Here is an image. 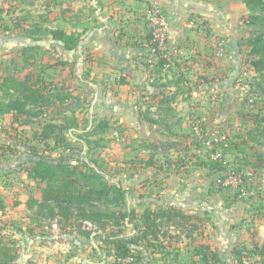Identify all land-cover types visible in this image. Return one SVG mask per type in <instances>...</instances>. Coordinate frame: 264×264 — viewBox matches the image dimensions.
I'll use <instances>...</instances> for the list:
<instances>
[{"label": "rangeland", "instance_id": "1", "mask_svg": "<svg viewBox=\"0 0 264 264\" xmlns=\"http://www.w3.org/2000/svg\"><path fill=\"white\" fill-rule=\"evenodd\" d=\"M92 1L0 0V63L14 58L7 72L15 61L21 66L27 56L35 57V75L44 80L40 94L48 99L26 106L30 113H37L35 117L24 114L19 116L22 120H12L11 115L0 116V145L8 148L0 149L4 237L16 241L17 251L33 241L34 251L40 247L66 253L84 251L98 264H144V253H148L144 241L137 253L124 258L116 257L113 245L103 241L111 231L116 235L133 232L127 220L120 227L109 222L102 231L83 219L63 223L49 218L45 208L38 210L34 200L41 199L45 184L29 176L31 160L62 159L97 173L108 185H120L125 190L120 209L141 213L145 207L173 202L184 213L196 216L183 226L168 222L160 227L168 234L163 236V251L153 252V264H203L193 255V246L212 229L219 234L222 226L236 235L237 247L253 249L252 229L256 228L254 241L258 243V229H263L264 222L251 219L249 211L261 199L255 193L242 192L244 199L252 194L254 204L245 200L229 204L234 190L245 191L246 184L258 185L261 180L264 183V173L242 166L244 156L230 149L228 137L246 128L244 119L249 113L264 115V95L255 96L248 90L253 73L246 70L243 43L248 31L242 21L248 9L241 0H130L119 8L115 21L124 45L140 48L134 60L139 73L124 75L85 44L87 33L78 37L84 41L81 54L72 52L64 60L61 49L52 46L55 42L44 31L45 27L69 29L81 25L82 19L91 24L94 17L84 15L99 6ZM174 29L179 34H171ZM148 32L152 37L155 34L161 47L157 42L150 47L144 38ZM141 41L144 44L139 46ZM151 41L155 43L153 38ZM32 46L40 48L28 49ZM158 57L165 59L162 67L156 66ZM0 96L6 98L2 91ZM48 123L63 127L68 142H56L52 136L60 135L56 130H50L45 139L35 135V130L42 131L40 124ZM256 133L251 131L246 138L263 141L264 130ZM168 141L177 146L159 145ZM255 148L264 151L262 145ZM33 149L38 155L30 152ZM150 156L161 165L159 170L145 165ZM218 156L227 161L222 170L205 165L206 159ZM149 179L166 183L161 194L147 189ZM121 228L120 233L117 229ZM186 231L193 240L185 239ZM189 241L187 251L184 246ZM239 249L242 260L232 264H264L246 249Z\"/></svg>", "mask_w": 264, "mask_h": 264}, {"label": "trees", "instance_id": "2", "mask_svg": "<svg viewBox=\"0 0 264 264\" xmlns=\"http://www.w3.org/2000/svg\"><path fill=\"white\" fill-rule=\"evenodd\" d=\"M241 1L249 11L246 16L242 17V21L248 31V36L243 43L246 46L244 60L246 63V70L249 71V73H253L250 77L252 80L248 82V90L255 96H261L264 95V0ZM44 31L47 35L51 36L52 40L59 42L64 50H75L78 47L79 39L74 33H68L59 27L53 29L45 27ZM144 38L146 42L149 41L150 47L156 46V43L151 41L153 38L152 32H148ZM142 42L143 41L139 43V46L144 44V42ZM130 44L131 43H128L126 45ZM37 48L40 47L32 46L28 49L34 50ZM13 61V57H8L5 61L0 63V74H5L3 77H0V91L6 96L5 99L0 96V116L6 114L11 115L12 120H22L19 119V116L24 114H30L35 117L37 113H30L25 109L26 106L48 100L40 94V87H44V80L42 77H37L35 75V57L27 56L21 66H18V62L15 61L16 63H13V67L6 72L10 63ZM64 63L65 61L57 62V64ZM164 64L165 59L158 57L156 66L162 67ZM176 83H178V81H176ZM253 102L254 101H252V103ZM246 116L247 118L244 119L246 128H240L234 133V127H232L235 135L232 137L228 135L231 141L230 145L232 146L230 149L236 150L238 155L243 154L244 159L242 166H247L253 169V171L263 174L264 151L259 152L255 148V145H262L264 147V139H262L263 141H259V139H254L256 137H253L252 140L254 141L251 142L246 136L249 135L251 131H257L256 134H258L264 130V126L261 125V122L264 121V115H261L260 111H255ZM23 122L27 123L25 120H23ZM40 125L42 131L39 133L38 130H35L34 133L36 136L40 135L42 139H45L50 130H52V132L56 130L60 135H52L54 140L56 142H68L67 134L63 132V127H58L56 123ZM242 130H246V133H243ZM159 145L162 147H173L177 146V143H175V141H168L160 142ZM189 145L187 144L185 148H188ZM0 149L3 152L8 148L5 145H0ZM30 152L34 156L38 155L34 149L30 150ZM31 162L32 165L28 170L29 176L33 180H38L45 184L41 190V199L34 200V202L38 210L43 208L46 209L49 218H57L59 222L62 220L63 223L70 222L69 220L71 219L76 222L79 221V219H83L91 225L102 227V231H105V226H107L109 222H113V224L118 227L122 224V220H127L128 223L132 224L131 228H133V232L116 235L115 231H111L110 234L103 238L106 244L113 245L116 257L124 258L133 255L132 253L134 252L137 253L142 241H144L145 248L152 247L154 249H159L161 246L158 242L159 237L168 234L166 231L160 229L164 223L172 222L176 225L183 226L185 223L184 221H187L191 217H196L184 213L181 209L172 204H156L154 207H145L141 213H137L133 208L120 209L125 193V190L122 189L120 185H108L106 182L100 181V176L97 173H88V171H84L83 168H77L62 159L58 161L55 160L54 162L44 159L31 160ZM204 163L205 165H211L214 171H220L222 170L221 166L224 164L226 165L227 161L218 156L208 158ZM145 165L147 167L153 166L155 170L161 168V165H157V161L153 156H150L145 161ZM238 170L241 172L242 169L239 168ZM245 175L246 172L242 173V177ZM95 181H97L96 185H94ZM145 183L148 185L146 186L147 189L150 192H156L157 195L163 192L166 184L155 179L146 180ZM252 184L253 183L246 184L245 191H242L240 188L236 189L237 191L234 190V193L229 197V204L243 200L253 202L252 194L255 193L256 197L261 199V201L258 204H254L253 202V208L249 211L251 214L250 218L253 220H263L264 222V183L261 180L258 185ZM242 192H252V194L247 195L248 197L244 199V197L240 195ZM95 205L110 206L112 208L118 207V209H97ZM4 210L5 204L0 199L1 215H3ZM5 223L6 221L2 220L0 216V264H12L17 257V244L14 239L4 237L2 229ZM122 230V228L117 229L120 233ZM252 231V234H254V237H251V244H254L252 247L253 249L249 250L245 247L235 246L233 252L236 261L241 262L242 260V251L239 248L246 249L253 256H257L259 260H264V237L261 244L258 245L257 242L254 241L256 228H253ZM77 232L88 236L90 234L89 230L80 231L77 229ZM186 235L188 238L190 233L188 234L186 231ZM193 255L199 257L203 264L218 262L217 254L212 251L208 245L203 243L193 247Z\"/></svg>", "mask_w": 264, "mask_h": 264}, {"label": "crops", "instance_id": "3", "mask_svg": "<svg viewBox=\"0 0 264 264\" xmlns=\"http://www.w3.org/2000/svg\"><path fill=\"white\" fill-rule=\"evenodd\" d=\"M129 1L130 0H93L92 2L94 4H98L99 6L96 9L88 11L86 15L83 14L84 16H88L90 14L94 17V20L91 24H89L87 20L82 19L81 25L78 23L69 29L63 28L62 26H59V28H62L68 33H74L77 37H83V34L87 33L89 37L85 38V42H87L85 44L88 45V47H94V49H96V51H93L94 54L98 56L102 62H106L110 64V66H114L113 68L116 71L121 70L124 72V75H130L132 72L139 73L138 66L134 60L137 59L135 56H137L140 48L136 45L126 46L128 43H125L124 45L122 36L118 35L121 29L116 27L115 21L118 11L120 10L119 8ZM177 30L178 29L172 30L171 34H179V31ZM82 39L83 38H79L78 47L75 50H64L60 43L55 40H52L55 42L52 46L60 48L62 58H64V60H68L72 52L81 54L80 52H82V45L80 43L84 42ZM71 79H75L76 81L80 80V78L77 79L74 77ZM77 85H79V83H77ZM120 111L122 112L121 109ZM170 204L177 205L173 202ZM261 228L263 229L260 231L258 229V236L260 235V237L257 239L258 245L261 244L264 237V227ZM227 230H229V228L222 226V228H220L221 232L217 234L216 231L212 229L213 232L210 233L207 238H205L203 241H199L198 244H196L199 245L203 243L208 245L210 249L217 254L219 264H232L233 261H236L233 249L238 245V239L236 235H232V233L230 231L228 232ZM185 239L193 240V238L191 239L190 237ZM162 241L163 237H159L158 242L161 244V246ZM77 242L78 241L76 240L75 247L76 244L79 243ZM190 242L191 241L185 243L184 249H188L187 251H190ZM31 244L32 245H29L28 247H21V249L19 248L17 251V257L12 262V264H98L96 260L93 261L92 259L88 258V256L84 254V251H72L70 253H66V251H54L53 248L50 249L47 247H40V251H38V249L34 251L35 243L32 241ZM161 246L159 249L147 247L144 250L148 251V253H144V264H153L152 256L156 255L153 253V251H163ZM179 246H181V244ZM181 250L182 249L180 248L178 249V251Z\"/></svg>", "mask_w": 264, "mask_h": 264}, {"label": "built area", "instance_id": "4", "mask_svg": "<svg viewBox=\"0 0 264 264\" xmlns=\"http://www.w3.org/2000/svg\"><path fill=\"white\" fill-rule=\"evenodd\" d=\"M153 41L156 43H158V45H159V47H161L160 46V43H159V41L156 39V36H155V34L153 33ZM88 226H91V224L90 223H88V222H85ZM53 226V228H55L56 227V224H53L52 225Z\"/></svg>", "mask_w": 264, "mask_h": 264}]
</instances>
